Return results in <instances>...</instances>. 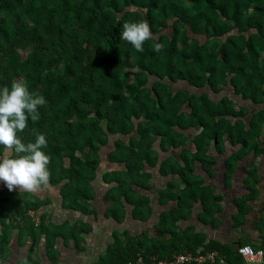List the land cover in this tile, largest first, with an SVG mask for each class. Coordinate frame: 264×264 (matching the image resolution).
<instances>
[{
  "label": "trees",
  "instance_id": "16d2710c",
  "mask_svg": "<svg viewBox=\"0 0 264 264\" xmlns=\"http://www.w3.org/2000/svg\"><path fill=\"white\" fill-rule=\"evenodd\" d=\"M61 1L0 0V86L22 81L45 97L38 118H30L19 135L24 142L45 135L46 186L58 188L62 207L96 216L92 182L98 155L110 148L111 163L125 168L103 178L111 184L104 195L105 217L146 220L156 200L176 203L162 211L158 235L114 230L90 264H128L139 255L150 264L153 257L171 260L186 250H217L226 261L189 264H246L238 247L264 249V217L254 222L258 237L239 246L182 229L179 221L189 219L197 203L207 212H200L203 223H220V208L210 204L222 198L211 197L215 185L199 166L213 177L217 155H226L224 179L230 181L237 166L264 158V0H77L67 13L61 12ZM136 21H147L152 33L142 52L119 35L125 22ZM180 82L185 85L177 87ZM199 88L230 93L218 99L209 91L196 93ZM172 148L180 154L161 158V151ZM155 167L160 175L178 178L157 198L149 193ZM256 177L246 187L252 193L233 200V227L246 224L260 195ZM46 186L31 196L0 185L2 262L15 236L18 244L29 243L25 264L40 263L34 254L42 245L51 264H61L59 239L84 250L80 242L92 225L47 220L42 210L52 200L42 196ZM30 211L40 215V223Z\"/></svg>",
  "mask_w": 264,
  "mask_h": 264
},
{
  "label": "clouds",
  "instance_id": "9594fccd",
  "mask_svg": "<svg viewBox=\"0 0 264 264\" xmlns=\"http://www.w3.org/2000/svg\"><path fill=\"white\" fill-rule=\"evenodd\" d=\"M119 35L140 52L144 42L152 38L147 21L125 22ZM161 47L159 42L155 44L157 51ZM45 103L43 95L30 92L22 81L0 86V183L9 191L18 187L23 192H37L49 182L45 135L36 133L35 139L28 142L19 135L30 118H38V106Z\"/></svg>",
  "mask_w": 264,
  "mask_h": 264
},
{
  "label": "crops",
  "instance_id": "0c3cea01",
  "mask_svg": "<svg viewBox=\"0 0 264 264\" xmlns=\"http://www.w3.org/2000/svg\"><path fill=\"white\" fill-rule=\"evenodd\" d=\"M192 142H189L188 145L192 146ZM227 155H229L233 151V147L231 145L227 146ZM181 149H170L167 152L161 151V158H168L170 156L178 155L180 154ZM214 154L217 155L215 151H213ZM218 156V163L216 164V170L217 173L213 177H209L206 174H203L201 166L200 167V174L202 175L203 178H207L206 181L210 183H216L218 184L217 186L220 187L221 189L227 188L225 186V179H224V161L221 163L220 161L224 160L226 155H217ZM248 162L242 163L240 166V170L235 173L234 180H232V187H235L236 184H239V181L244 179L243 173H246L244 171V166L247 165ZM198 167V168H199ZM154 186H153V192L154 195L151 193V190H149L150 195L152 197L157 198L158 194L164 187L168 185V182L170 179H176L178 178L171 176V177H166L163 175L159 174V170H156V174L154 176ZM263 180V179H262ZM107 189H102L101 191H94L95 192V200L92 201L93 207L96 209V216L93 215L92 217L90 214H84L81 211H77L74 209H69V208H64L62 207V198L59 193V190L57 187H48L46 188V192L42 194L44 198L49 197L51 198V203L45 205L43 208V212L47 213V220H51L56 224H60L66 220H70L72 223L77 222L78 220L88 222L94 227V223L92 224L91 221L93 219L97 220H104L106 222H111V218L105 217V210L107 208V204L104 201V195L106 193ZM239 196V195H237ZM236 195H234V198ZM54 200L56 203H54ZM233 202V201H232ZM171 205L169 208L173 207L176 205L175 202H169ZM234 204V203H233ZM255 203L253 204V212L255 210ZM201 212V206L200 204H195L193 208V214L189 219L179 221V225L182 229H186L188 227H191L192 232H204L207 233L208 237L218 239L222 242H233L236 240H240L241 238H254L256 235L257 229L254 226V222L257 221V219L251 220L250 218L247 219L246 224L240 226V227H233L234 225V220L233 216L230 218H227L226 221H221L220 223H216L214 226L206 225L204 224L200 219L199 215ZM235 214V213H234ZM233 214V215H234ZM92 217V218H91ZM200 220L199 222L196 221V219ZM221 219V218H220ZM251 220V221H250ZM259 220V219H258ZM110 227V225H109ZM111 228V227H110ZM93 230H96V226L93 228ZM114 231V228L112 229ZM151 233V232H150ZM152 235H155L152 231ZM93 236V235H92ZM93 238V237H92ZM80 245L84 247V250L80 251L77 249V246L75 245L74 241H70L69 244L65 245L62 241V239H59L58 241V247L61 250L60 254V263L61 264H90L92 263L102 252L105 251L106 247L102 249H98L96 246V242L90 243V235L89 233L86 234V240L83 242H80ZM28 244H23L20 245L18 244L17 236H15V239L12 242L11 246V253H7L6 260L3 261L5 264H25V259L26 255L28 253ZM88 251H91L88 252ZM35 258L39 259L40 263L39 264H51L50 259L47 256V251L45 249V246L42 245L41 249L37 255L35 252ZM1 260V259H0ZM2 261V260H1Z\"/></svg>",
  "mask_w": 264,
  "mask_h": 264
},
{
  "label": "rangeland",
  "instance_id": "374dc122",
  "mask_svg": "<svg viewBox=\"0 0 264 264\" xmlns=\"http://www.w3.org/2000/svg\"><path fill=\"white\" fill-rule=\"evenodd\" d=\"M77 2V0H63L61 2H59V7L61 9L62 13H67L68 9L74 5ZM32 6L34 7V9H37L36 3L34 2V4H32ZM36 20V17H35ZM27 52H23V58L26 57ZM131 70V69H130ZM130 77H132V75L130 74ZM185 85L184 83L180 82L177 83V87L183 86ZM208 88H199L196 89V93L201 94L205 91H209L211 93V95L214 98H220L222 95L229 94L230 92H226V90L222 89L221 91H214L213 89H208ZM237 98V97H235ZM238 99V98H237ZM112 149H108V150H104L101 151V153L98 155V157H100L101 160V164H100V168L97 172V176L95 177L94 181L92 182V188L94 191H101L102 189H107V191L109 190V187H111V184L107 183L104 181V176H108L109 178L113 177L115 174L112 173L111 171H116V173H121L122 169L125 168V165H121V164H112L111 161L109 160V151ZM80 154V151L79 153ZM224 160L220 161L221 163H223ZM248 162V161H247ZM241 166H237L236 171L238 172L240 170ZM244 171H246V173H243L244 177L248 178V182L245 181V179H242L241 181H239V184H236L235 187H232V180H234V176L232 177V179L230 181H226L225 180V184L227 186V188L225 189H221L220 187H218L216 183H213L215 186H213L212 189V195L211 197H220L221 196V200L218 201L217 203L210 204L213 207H218L220 208V213L218 212V217L221 221H226L227 218H230V216L232 217L234 213H236L237 207L235 206V204H233V197L234 195H239L241 197H246V195H248L249 193L251 194L252 191H248L246 193V187L250 186L254 180H252L253 178H257V176L261 177V180L258 184L259 190H260V195L257 197V199H255L252 204L255 203V210L251 213L248 214V219L250 218L251 220L254 219H262L264 217V158H256L254 159L252 162H249L247 165H245L244 167ZM155 170H159V167H155L153 168ZM198 172H200V168L197 169ZM224 171H225V166H224ZM234 175V174H233ZM168 177H171V175H169ZM155 177H153L154 179ZM207 179V178H206ZM263 179V180H262ZM154 181V180H153ZM1 187L5 188L3 183H0ZM48 187V186H46ZM16 189H19L18 187ZM20 190V189H19ZM42 189H40L37 192H31V196H37L40 195L39 193H42ZM106 191V192H107ZM151 193L154 195L155 192H153V189L151 190ZM159 195V193H157ZM104 198V197H103ZM54 203H56V201L54 200ZM214 203V202H212ZM171 204L168 203L166 205H162L159 203V201L156 200V202L153 204V209H152V214L150 215V217L146 220H141V219H134L132 217H128L127 219L123 220L122 222H118L114 219L111 218V222H106L104 220H97V219H93L92 217L93 214H90L92 217V220L89 221L92 224L94 223V227L96 226V230L94 231L93 228L90 231L89 235H90V243H94L96 242V246L98 247V249H100L102 251V249H104L105 246L108 245V243L113 239V228L114 230H118V231H123L124 229H128L130 230L133 234L134 233H141L146 231V233H152V231L154 233H156L155 235H158V223L159 220L161 218V213L163 210L168 209L169 206ZM195 206V205H194ZM254 208V207H253ZM201 213H207L205 211L201 212ZM85 214V213H84ZM193 214V211H192ZM191 214V216H192ZM190 216V217H191ZM254 218V219H253ZM250 220V221H251ZM197 222H199L200 220H198V218L196 219ZM77 222H81V220H78ZM205 224V223H204ZM110 225V227H109ZM150 233V234H151ZM93 235V236H92ZM93 237V238H92ZM258 237V231H256V235L253 239H256ZM247 241L246 238H241V241ZM91 253V251H88ZM35 255V254H34ZM8 255L7 253H5L3 255V258H6ZM36 256V255H35ZM25 263V262H24ZM0 264H5L4 262H2L0 260ZM7 264V263H6ZM259 264H264L263 263H259Z\"/></svg>",
  "mask_w": 264,
  "mask_h": 264
},
{
  "label": "built area",
  "instance_id": "2783aa9c",
  "mask_svg": "<svg viewBox=\"0 0 264 264\" xmlns=\"http://www.w3.org/2000/svg\"><path fill=\"white\" fill-rule=\"evenodd\" d=\"M31 216L36 223H40V215L36 214L35 211H30ZM238 251L247 264H259L264 262V249L255 248L252 244H244L238 247ZM217 262L225 263L224 257H222L217 250H211L207 252L199 251H182L176 253L171 260H157L155 257L152 258L150 264H189V263H204V262ZM128 264H148L146 259L139 255L135 261Z\"/></svg>",
  "mask_w": 264,
  "mask_h": 264
},
{
  "label": "flooded vegetation",
  "instance_id": "af4514ba",
  "mask_svg": "<svg viewBox=\"0 0 264 264\" xmlns=\"http://www.w3.org/2000/svg\"><path fill=\"white\" fill-rule=\"evenodd\" d=\"M251 213V212H250ZM233 243V245H235V246H239L240 245V243H241V239L240 240H236V241H233L232 242ZM263 263V262H262ZM245 264V263H244ZM247 264V263H246Z\"/></svg>",
  "mask_w": 264,
  "mask_h": 264
}]
</instances>
